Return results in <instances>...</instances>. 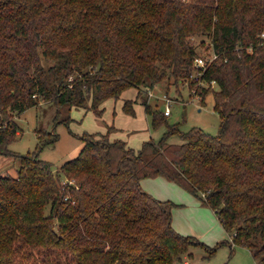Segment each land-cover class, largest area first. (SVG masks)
<instances>
[{
	"label": "trees",
	"instance_id": "obj_1",
	"mask_svg": "<svg viewBox=\"0 0 264 264\" xmlns=\"http://www.w3.org/2000/svg\"><path fill=\"white\" fill-rule=\"evenodd\" d=\"M262 32L264 0H0L3 118L47 100L68 123L73 108L100 114L128 87L194 73V83L218 84L221 117L217 135L184 132L143 99L153 129L167 125L161 139L137 151L109 134L88 135L57 172L40 158L42 146L8 148L20 129L11 120L0 129V154L21 165L17 177L0 175V264H183L195 247L211 257L217 247L175 230V203L142 188L143 178L158 176L215 210L233 242L264 264ZM195 36L208 37L216 54L206 67L195 65ZM209 89L198 92L204 98ZM132 103L124 104L129 113ZM175 134L182 143L169 142ZM47 135L43 146L57 139Z\"/></svg>",
	"mask_w": 264,
	"mask_h": 264
},
{
	"label": "rangeland",
	"instance_id": "obj_2",
	"mask_svg": "<svg viewBox=\"0 0 264 264\" xmlns=\"http://www.w3.org/2000/svg\"><path fill=\"white\" fill-rule=\"evenodd\" d=\"M193 40L197 46L198 57L212 61L214 52L210 39L206 36H195ZM195 75L194 73L193 78ZM193 78H180L177 81L172 78L160 81L153 87H142L141 91L136 87H128L118 98L110 97L100 104L98 107L100 114L88 107L73 108L72 120L68 123L55 119L54 103L41 100L37 106L18 114L19 135L8 148L15 153L27 154L42 146L40 158L51 162L54 172H57L65 161L80 153L85 145L84 138L88 135L109 134L111 141L121 139L138 151L146 141L161 139L167 130V125L158 130L153 129L152 116L147 113L143 99H147L154 108L164 111L170 104L171 114L168 121L171 124H178L180 130L184 132L199 127L212 135H217L220 131L221 117L215 109L214 90H218L219 86L216 82L194 83ZM201 85L210 87L208 90L210 93L204 98L198 92L202 89ZM127 100L133 101V113L124 109ZM91 102L90 98L87 104L90 105ZM51 132L57 135L56 141L43 146L39 137L42 134L45 139H50L47 133ZM169 142L179 144L183 139L175 134L169 138ZM20 165L21 161L16 155L0 154V175L17 177ZM150 184L155 187L153 190L156 195L152 194L154 197L175 203L172 214L173 227L177 232L184 236H195L208 246L217 247L211 257H206L205 249L195 247L192 250L193 256H187L183 264H257L250 249L241 243L233 242L232 234L226 230L216 211L202 204L198 197L194 195L193 199L197 200L195 206L189 204L186 197L182 198L183 191H179L182 189H177L179 194L170 187L164 190L162 183ZM142 188L150 193L143 186ZM223 241L229 243L220 245Z\"/></svg>",
	"mask_w": 264,
	"mask_h": 264
},
{
	"label": "crops",
	"instance_id": "obj_3",
	"mask_svg": "<svg viewBox=\"0 0 264 264\" xmlns=\"http://www.w3.org/2000/svg\"><path fill=\"white\" fill-rule=\"evenodd\" d=\"M150 178V179H149ZM163 180L165 181V182H163ZM152 182H156V183H162V186H163V189L164 190H166V189H168L169 187L170 188H172L173 190H174V192L175 193H179L178 191H177V189H182V190H179V191H183V192H181L182 193V195H184L182 198H187V200H188V202H189V204H193V205H197L196 204V201L197 200H194L195 198H194V195L193 194H190V192H188L187 190H185L184 188H182L181 186H179V185H177L176 183H174V182H172V181H168V179L166 180L165 179V177H148V178H143L142 179V186L144 187V188H146L149 192H150V194H155L156 195V193H155V191L153 190L155 187H153V185L152 184H150V183H152ZM152 186V187H151ZM150 188H152V190L150 189ZM180 194V193H179ZM194 198V199H193ZM199 199V198H198ZM163 201H165V200H163ZM215 211V210H214ZM196 235H199V236H201L202 234H197L196 233ZM184 259H187V256H185L184 257ZM184 262V261H183Z\"/></svg>",
	"mask_w": 264,
	"mask_h": 264
},
{
	"label": "built area",
	"instance_id": "obj_4",
	"mask_svg": "<svg viewBox=\"0 0 264 264\" xmlns=\"http://www.w3.org/2000/svg\"><path fill=\"white\" fill-rule=\"evenodd\" d=\"M261 38L264 40V32L261 33ZM213 57H216V54L213 53ZM208 63V60L204 57H197L195 60V65L198 67H206ZM215 82V81H213ZM165 114L166 115H170L171 114V109H170V104L167 105L166 110H165ZM17 116L18 115H14L11 118H3L2 116H0V129H6L10 126V122L11 120H16L17 121Z\"/></svg>",
	"mask_w": 264,
	"mask_h": 264
}]
</instances>
